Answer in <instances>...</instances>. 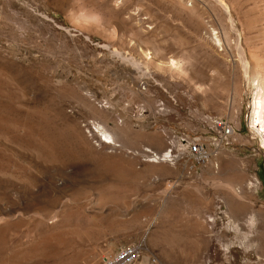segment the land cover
Here are the masks:
<instances>
[{
	"label": "rangeland",
	"instance_id": "obj_1",
	"mask_svg": "<svg viewBox=\"0 0 264 264\" xmlns=\"http://www.w3.org/2000/svg\"><path fill=\"white\" fill-rule=\"evenodd\" d=\"M85 3L103 29L70 24L74 0H0V264H98L124 244L134 264H264L245 83L264 90V0Z\"/></svg>",
	"mask_w": 264,
	"mask_h": 264
},
{
	"label": "bare ground",
	"instance_id": "obj_2",
	"mask_svg": "<svg viewBox=\"0 0 264 264\" xmlns=\"http://www.w3.org/2000/svg\"><path fill=\"white\" fill-rule=\"evenodd\" d=\"M218 2L221 4L222 7H224V10L228 13L229 10L227 9L223 1H218ZM260 79H262L261 73L254 75V74H250L248 71L246 72L245 83L250 89V94H249L250 95L249 96L250 97V104H249L250 113L247 119V123L251 129L252 135L259 139V143H260L259 150L263 151V154H264V90L261 85ZM229 132L230 134H232V131L230 129H229ZM103 133L104 135L110 136L106 131H103ZM110 138L112 139L111 136ZM165 153L167 152L165 151ZM210 220H211V217H208L207 221H210ZM257 240L259 241L258 242L259 248L264 249V226L262 228L261 235L258 236Z\"/></svg>",
	"mask_w": 264,
	"mask_h": 264
},
{
	"label": "built area",
	"instance_id": "obj_3",
	"mask_svg": "<svg viewBox=\"0 0 264 264\" xmlns=\"http://www.w3.org/2000/svg\"><path fill=\"white\" fill-rule=\"evenodd\" d=\"M215 138L221 140L225 135H229L228 125L221 121L213 122ZM188 153L195 159L203 160L206 157L205 150L197 138L187 144ZM152 156L158 157L151 153ZM140 257L139 248L133 244H124L118 247L113 253L103 256L98 264H134Z\"/></svg>",
	"mask_w": 264,
	"mask_h": 264
},
{
	"label": "clouds",
	"instance_id": "obj_4",
	"mask_svg": "<svg viewBox=\"0 0 264 264\" xmlns=\"http://www.w3.org/2000/svg\"><path fill=\"white\" fill-rule=\"evenodd\" d=\"M75 7L69 12V23L79 26L95 27L103 29L105 26V16L100 10L89 7L85 0H74ZM187 61L183 57H176L171 60V67L180 71Z\"/></svg>",
	"mask_w": 264,
	"mask_h": 264
}]
</instances>
